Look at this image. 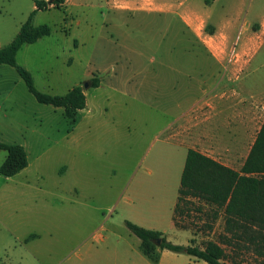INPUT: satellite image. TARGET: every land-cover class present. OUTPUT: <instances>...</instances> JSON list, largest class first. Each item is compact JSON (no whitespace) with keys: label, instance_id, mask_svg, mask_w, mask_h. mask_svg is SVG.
Instances as JSON below:
<instances>
[{"label":"rangeland","instance_id":"rangeland-1","mask_svg":"<svg viewBox=\"0 0 264 264\" xmlns=\"http://www.w3.org/2000/svg\"><path fill=\"white\" fill-rule=\"evenodd\" d=\"M38 1L0 0V49ZM33 24L51 34L18 65L43 94L81 86L87 106L72 124L0 66V141L28 157L0 175V264H151L127 222L176 245L222 244V212L188 199L174 230V209L189 149L239 171L261 129L264 0H67ZM222 246L230 264H264Z\"/></svg>","mask_w":264,"mask_h":264},{"label":"trees","instance_id":"trees-1","mask_svg":"<svg viewBox=\"0 0 264 264\" xmlns=\"http://www.w3.org/2000/svg\"><path fill=\"white\" fill-rule=\"evenodd\" d=\"M66 2L67 0L36 2L35 10L13 41L0 49V66L15 68L37 102L62 108L65 117L75 124L78 112L87 106L84 89L77 86L64 96L43 94L36 89L32 74L17 63V55L25 45L35 44L51 34L47 25L33 24L37 11L61 9ZM90 84L94 88L100 87V78H94ZM2 150L7 152L0 167V175L3 177H14L28 167L27 153L22 146L0 141V151ZM188 199L199 200L215 210L216 214L223 213L225 235L222 244L247 247L264 262V122L239 171L195 149L188 150L174 211L175 225L177 215L183 213L181 204ZM126 226L140 240V251L153 264H159L162 250L194 257L206 264H230L221 243L208 241L204 248L192 244L176 245L168 241L162 232L148 230L131 222H127ZM158 240L161 241L159 246L156 244Z\"/></svg>","mask_w":264,"mask_h":264},{"label":"crops","instance_id":"crops-1","mask_svg":"<svg viewBox=\"0 0 264 264\" xmlns=\"http://www.w3.org/2000/svg\"><path fill=\"white\" fill-rule=\"evenodd\" d=\"M204 154V153H203ZM249 154V153H248ZM206 155V154H205ZM208 156V155H207ZM248 156V155H247ZM208 157H210V158H212V159H214V160H216L217 162H219L215 157H211V156H208ZM221 163V162H220ZM221 164H223V163H221ZM223 165H225V164H223ZM226 166V165H225ZM228 167V166H227ZM176 207V206H175ZM174 211H175V209H174ZM143 228V227H142ZM146 229V228H145ZM173 229L174 230H179L177 227H176V225H175V223H174V216H173ZM149 230V229H148ZM153 231H159V232H162V233H164V235H165V237L167 238V240L169 241V240H171V238H169L167 235H166V232H163V231H160V230H153ZM171 242V241H170ZM140 248V247H139ZM142 253V252H141ZM175 253H172V252H170V251H168V250H162V251H160V261H159V264H173V259L175 258V255H174ZM176 255H182V254H176ZM144 256V255H143ZM145 257V256H144ZM190 257V256H189ZM146 258V257H145ZM193 259H195L196 261L194 262V264H206L205 262H203V261H199V260H197L196 258H194V257H192ZM147 259V258H146ZM148 260V259H147ZM149 261V260H148ZM150 262V261H149ZM151 263V262H150ZM151 264H153V263H151Z\"/></svg>","mask_w":264,"mask_h":264},{"label":"water","instance_id":"water-1","mask_svg":"<svg viewBox=\"0 0 264 264\" xmlns=\"http://www.w3.org/2000/svg\"><path fill=\"white\" fill-rule=\"evenodd\" d=\"M84 87H85V89H87L89 86H88V84H86ZM160 242H161L160 240H158V241H157V243H156V244H157V246H159V245H160Z\"/></svg>","mask_w":264,"mask_h":264}]
</instances>
